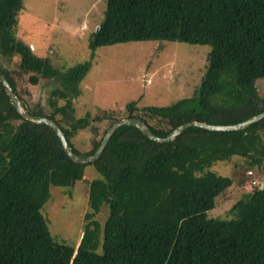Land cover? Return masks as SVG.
Masks as SVG:
<instances>
[{"label":"trees","instance_id":"1","mask_svg":"<svg viewBox=\"0 0 264 264\" xmlns=\"http://www.w3.org/2000/svg\"><path fill=\"white\" fill-rule=\"evenodd\" d=\"M23 7V0H0V74L30 115L52 120L75 155L91 156L102 137L84 154L71 143L89 126L90 113L76 116L73 100L90 62L60 72L36 56L15 36ZM147 41L210 51L192 97L168 107L138 109L131 102L126 119L138 118L164 138L188 122L235 125L264 112V97L256 96L264 80V0H106L88 49ZM25 76L30 86L58 82L50 113L25 101ZM235 156L260 167L264 119L234 132L191 127L169 143L122 126L97 160L74 163L48 126L15 111L0 84V264H264V187L245 194L229 221L207 218L232 181L204 166ZM88 166L97 177L88 185L81 239L69 244L51 233L42 208L50 188L71 187Z\"/></svg>","mask_w":264,"mask_h":264},{"label":"rangeland","instance_id":"2","mask_svg":"<svg viewBox=\"0 0 264 264\" xmlns=\"http://www.w3.org/2000/svg\"><path fill=\"white\" fill-rule=\"evenodd\" d=\"M23 6L15 36L29 45L36 56L48 59L53 69L60 72L90 62L79 84L80 94L73 100L76 116L90 113L89 126L71 138L73 147L82 154L92 148V140L103 138L111 124L126 119L128 103L135 102L138 109L168 107L192 97L200 85L209 46L147 41L91 52L89 39L104 19L106 0H23ZM27 79L25 76L20 87L26 91L25 101L50 113L49 96L58 82L40 79L37 85L30 86ZM256 96L264 97V80L257 82ZM203 172L232 181L215 199L213 209L207 212L208 219L234 218L238 201L256 190L252 181L257 187L264 184V161L257 167L235 156L210 162ZM96 177L93 167L88 166L82 180L71 187L50 188L42 214L54 236L67 239L69 244L79 242L88 211V185ZM106 218L104 206L97 219L104 223Z\"/></svg>","mask_w":264,"mask_h":264},{"label":"water","instance_id":"3","mask_svg":"<svg viewBox=\"0 0 264 264\" xmlns=\"http://www.w3.org/2000/svg\"><path fill=\"white\" fill-rule=\"evenodd\" d=\"M0 84L2 85L4 92L6 93L9 103L13 106L15 111L26 121L36 123V124H42L48 126L57 136L63 152L66 154V156L74 163L78 164H88L92 163L95 160L99 158V156L102 154L105 146L107 145L110 137L113 135V133L118 130L122 126H129L134 127L138 129L144 136H146L149 140H152L156 143H169L172 142L178 135H180L184 130L191 128V127H197L201 128L207 131L212 132H234V131H241L249 126H251L254 123H257L258 121L264 119V112L253 116L241 123L235 124V125H211L206 123H199V122H188L185 123L176 129H174L170 134H168L164 138H160L152 134V132L146 127V125L138 118H130V119H121L118 120L116 123L111 125L106 133L104 134L97 150L95 153L91 156L81 158L77 155H75L71 148L69 147L64 134L54 123L52 120L44 118V117H38V116H32L30 115L26 109L22 106L20 100L14 95L11 86L6 81V79L0 74ZM73 184V183H72ZM264 187V184L261 183V185L258 187L259 190H262Z\"/></svg>","mask_w":264,"mask_h":264},{"label":"built area","instance_id":"4","mask_svg":"<svg viewBox=\"0 0 264 264\" xmlns=\"http://www.w3.org/2000/svg\"><path fill=\"white\" fill-rule=\"evenodd\" d=\"M247 175H248V176H251V175H252V172H251V171H248V172H247ZM251 184H252L253 186H256L255 181H252Z\"/></svg>","mask_w":264,"mask_h":264}]
</instances>
